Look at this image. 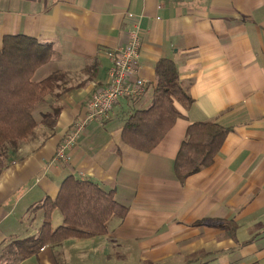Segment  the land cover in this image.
I'll return each mask as SVG.
<instances>
[{"label":"crops","instance_id":"obj_1","mask_svg":"<svg viewBox=\"0 0 264 264\" xmlns=\"http://www.w3.org/2000/svg\"><path fill=\"white\" fill-rule=\"evenodd\" d=\"M137 27L143 96L120 99L109 120L87 126L70 161L59 160ZM8 35L52 46L34 79L59 74V87L36 118L60 113L55 132L40 125L0 175V257L9 240L39 233L37 205L72 175L113 190L127 217L113 218L106 235L19 264H264V0H0V45ZM161 59L176 63L194 103H176L183 117L145 153L125 144L122 130L133 110L151 106ZM197 122L232 131L214 164L181 183L174 163Z\"/></svg>","mask_w":264,"mask_h":264},{"label":"trees","instance_id":"obj_2","mask_svg":"<svg viewBox=\"0 0 264 264\" xmlns=\"http://www.w3.org/2000/svg\"><path fill=\"white\" fill-rule=\"evenodd\" d=\"M53 56L52 46L24 35H8L0 45V175L13 161L23 144L32 139L40 125L55 132L60 108L42 113L39 108L55 95L59 74L35 81L38 69ZM153 101L147 109H135L127 115L122 139L141 152H152L168 135L194 99L180 78L176 63L161 59L156 67ZM231 128L216 122H197L189 126L174 163V175L185 181L211 167L220 153ZM36 209L43 211V223L36 236L9 240L0 257V264H19L37 256L46 248L70 239H90L106 235L113 218L125 219L129 208L119 203L115 192L105 191L100 184L68 176L55 199L46 198ZM59 211L63 225L53 228V215Z\"/></svg>","mask_w":264,"mask_h":264},{"label":"built area","instance_id":"obj_3","mask_svg":"<svg viewBox=\"0 0 264 264\" xmlns=\"http://www.w3.org/2000/svg\"><path fill=\"white\" fill-rule=\"evenodd\" d=\"M141 30H133L126 46L113 54V66L105 86L98 88L87 105V114L75 122L70 135L60 145L57 158L70 161L69 152L93 122H104L111 118L120 99L136 101L145 92L146 82L140 73Z\"/></svg>","mask_w":264,"mask_h":264},{"label":"rangeland","instance_id":"obj_4","mask_svg":"<svg viewBox=\"0 0 264 264\" xmlns=\"http://www.w3.org/2000/svg\"><path fill=\"white\" fill-rule=\"evenodd\" d=\"M135 108H141V107L136 106ZM36 117L39 119L40 114H37ZM62 225H63V217H62V214L58 211L57 215L54 216L53 228L56 229Z\"/></svg>","mask_w":264,"mask_h":264}]
</instances>
